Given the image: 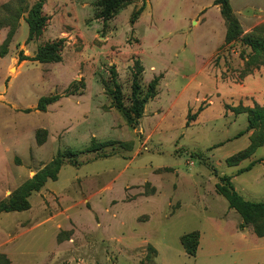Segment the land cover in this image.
Instances as JSON below:
<instances>
[{
    "label": "rangeland",
    "instance_id": "obj_1",
    "mask_svg": "<svg viewBox=\"0 0 264 264\" xmlns=\"http://www.w3.org/2000/svg\"><path fill=\"white\" fill-rule=\"evenodd\" d=\"M34 1L0 0V201L58 152L76 154L31 193L27 209L0 213V264H264V236L239 229V214L215 190L228 175L244 199L264 200V123L247 128L245 111L264 106L247 93L264 64L245 69L253 51L233 40L206 58L226 31L213 0H150L142 19L152 15L160 36L141 60L137 32L146 25L135 28L131 16L147 0L109 19L99 0H44L49 19L27 41ZM229 1L240 36L264 39V0ZM57 39L60 60H18ZM136 61L146 67L142 93L161 76L149 77L151 64L169 69L129 125L108 90L115 81L129 106ZM49 95L58 98L37 109ZM192 230L200 234L194 256L179 242Z\"/></svg>",
    "mask_w": 264,
    "mask_h": 264
},
{
    "label": "trees",
    "instance_id": "obj_2",
    "mask_svg": "<svg viewBox=\"0 0 264 264\" xmlns=\"http://www.w3.org/2000/svg\"><path fill=\"white\" fill-rule=\"evenodd\" d=\"M130 0H99V15L103 19H109L118 9L127 4ZM213 4L218 5L219 12L226 26L224 42L220 48L226 47L231 40L240 41L249 45L252 53L249 54V60L245 63V69L250 65L259 61L264 64V39L255 36L253 32L245 33L240 36L242 30L235 18L229 0H213ZM44 0H35L30 6L25 17L28 32L26 40L30 41L33 37L39 36L49 19L48 15L43 12ZM144 8V3L132 13L131 21L133 22ZM11 33L8 34V38ZM62 39L46 42L37 48L36 53L28 58L21 51L18 60L31 59L39 62H49L60 60V51L62 47ZM219 48V49H220ZM4 46L0 47V55L5 53ZM112 70V74H113ZM143 72L142 65L136 61L134 63L132 78L130 84V104L125 106L122 102V92L119 85L113 81L114 87L109 91L114 106L120 110L129 125H135L143 112L144 104L152 98L156 93L159 77L152 78L142 93L139 80ZM57 95L41 96L37 101V109H44L46 105L57 100ZM248 114L247 128H251L256 124L264 123V106L255 104L253 107H247L245 110ZM257 140L264 142V131L261 132ZM100 144V143H99ZM94 144L90 146L92 147ZM89 148V149H90ZM75 151L58 152L56 156L42 169L37 171L31 178L23 182L7 199L0 201V213L9 211H21L29 207L28 197L32 192L38 191L47 180H56L57 173L62 165L64 157L75 155ZM244 153H239L236 157H230L229 160L239 159ZM232 164H235L231 162ZM216 192L223 196L227 201L228 207L234 209L240 216V222L237 224L239 229L247 226L252 228L256 236H264V200L253 201L244 199L234 188L228 175H221L215 183ZM199 231L192 230L181 234L179 242L186 254L194 256L199 243Z\"/></svg>",
    "mask_w": 264,
    "mask_h": 264
},
{
    "label": "crops",
    "instance_id": "obj_3",
    "mask_svg": "<svg viewBox=\"0 0 264 264\" xmlns=\"http://www.w3.org/2000/svg\"><path fill=\"white\" fill-rule=\"evenodd\" d=\"M149 2H151L150 0L146 1V6L145 8L142 10V12L140 13L138 19L136 20V22L134 23V27L136 28L137 26H139V22H141V20H143V15L144 12L147 10L148 8V4ZM58 4V3H57ZM213 6H215V9L219 12V7L217 5L212 4ZM58 7V6H56ZM220 13V12H219ZM205 20V18H204ZM144 21V20H143ZM144 24L146 25V30H141L139 32H137V34L140 36V46H141V51L139 52L140 55V60L144 57L145 55V51L143 49V47L145 46H149V44H151V47H155V45L159 42V36L160 34L158 33L157 27L155 26V22L152 18V15H149V17L146 19V21H144ZM219 24H223V20L221 19L219 21ZM22 27L23 25H21V31H22ZM134 28V29H135ZM224 34H225V28L223 30V36H222V40L217 44V46L215 47V49L206 57V58H211L214 51L218 49V47L223 43V39H224ZM144 67V65H143ZM168 65L167 64H163L161 66H158V68L154 65L151 64L149 66V70L152 72L151 75L149 74V77H152L153 75H159L161 74L160 78H159V82L161 81V79H164L166 72L168 71ZM146 70V67H144V72ZM264 72V71H263ZM146 73V72H145ZM264 74V73H263ZM251 77V76H250ZM203 83H206L207 87H210L207 83H209L208 79H206V77H203ZM193 79V77H191V80ZM259 82H258V87L254 86V87H248V94L251 95L253 97L254 100H257L258 96H262L264 99V75H260L258 78ZM166 86H168V82H164ZM159 85V83H158ZM244 99V98H243ZM264 101V100H263Z\"/></svg>",
    "mask_w": 264,
    "mask_h": 264
}]
</instances>
